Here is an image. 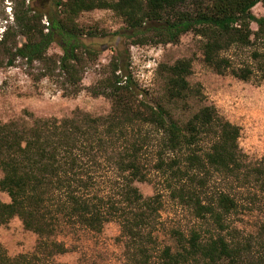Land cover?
<instances>
[{
	"label": "trees",
	"instance_id": "1",
	"mask_svg": "<svg viewBox=\"0 0 264 264\" xmlns=\"http://www.w3.org/2000/svg\"><path fill=\"white\" fill-rule=\"evenodd\" d=\"M257 3L264 0H56L47 12L13 7V22L0 36V66L20 63L32 81L47 78L63 96L77 95L97 57L82 38L99 34L77 18L109 9L134 44L175 43L193 32L214 72L264 83V16L251 11ZM52 43L60 54L48 53ZM248 48L239 63L227 54ZM107 67L87 88L110 101L107 113L74 108L62 117L27 113L0 122V190L9 198L0 200V225L16 216L36 235L30 253L9 257L0 244V264H60L54 256L68 251L60 236L100 232L109 221L119 226L122 264H264V155L249 159L238 145L239 126L204 102L199 84L188 80L191 59L161 66L163 102L137 85L123 57L113 55ZM189 100L198 105L185 120L166 106L188 109ZM150 172L169 199L212 228L170 227L169 242L160 243L161 193L145 197L134 184L149 181ZM244 211L262 214L254 234L227 225L228 214Z\"/></svg>",
	"mask_w": 264,
	"mask_h": 264
},
{
	"label": "rangeland",
	"instance_id": "2",
	"mask_svg": "<svg viewBox=\"0 0 264 264\" xmlns=\"http://www.w3.org/2000/svg\"><path fill=\"white\" fill-rule=\"evenodd\" d=\"M56 0H53V4ZM29 7V0L23 5L20 0H2L0 3V30L13 22V7L20 9ZM255 16H264V5L255 4L252 9ZM45 17L42 23L46 24ZM85 28H97L99 34L106 36L115 33L124 36L122 43L126 53L124 62L140 88L148 92L155 101L163 102L162 67L179 58H190L192 72L188 76L190 83L199 84L205 103L213 104L218 113L239 126L238 145L249 159L264 155V83L255 77L241 80L233 75L218 74L209 68L202 59V38L193 32L180 35L175 43L165 44H134L127 37L128 33L122 19L109 9H92L81 12L77 18ZM255 29V24L251 23ZM97 57L90 60L83 73L81 84L83 89L75 96H63L56 84L47 78L34 82L26 74V68L20 63L12 66H0V122L24 117L32 113L37 117H62L69 115L74 108L91 115H103L108 112L110 101L102 96H91L88 86L104 76L111 57L118 52L114 45L103 50H96ZM250 48L243 51H228L234 63L247 59ZM49 54H60L56 43L48 49ZM119 56V55H118ZM198 102L189 100V108L182 109L180 104L169 105L173 116L185 120ZM151 134V133H150ZM153 136L151 135V139ZM2 171L0 170V178ZM149 181H136L134 184L143 196L155 192L161 193L162 207L160 210L161 226L157 234L160 243L169 242L165 232L170 227L188 230L193 226L200 229H211L205 222L195 218L190 210L169 199L167 191L162 188L160 178L149 173ZM0 200L8 202L7 194L0 190ZM262 220V214L255 211H244L226 217L242 233L254 234ZM68 251L54 256V262L60 264H122L123 245L119 237V226L115 221L106 222L100 232L77 230L66 232L60 236ZM36 235L23 227L18 217L11 218L0 225V244L9 257L20 253H30L35 245Z\"/></svg>",
	"mask_w": 264,
	"mask_h": 264
},
{
	"label": "water",
	"instance_id": "3",
	"mask_svg": "<svg viewBox=\"0 0 264 264\" xmlns=\"http://www.w3.org/2000/svg\"><path fill=\"white\" fill-rule=\"evenodd\" d=\"M53 0H29V7L36 8L40 11H48L53 7ZM124 36L115 33L106 36H94L82 38V41L95 50H103L108 45H114L118 55L126 59V53L122 43Z\"/></svg>",
	"mask_w": 264,
	"mask_h": 264
},
{
	"label": "built area",
	"instance_id": "4",
	"mask_svg": "<svg viewBox=\"0 0 264 264\" xmlns=\"http://www.w3.org/2000/svg\"><path fill=\"white\" fill-rule=\"evenodd\" d=\"M44 22H45V21H44ZM45 23H46V22H45ZM2 31H3V30L1 29V30H0V36H1Z\"/></svg>",
	"mask_w": 264,
	"mask_h": 264
}]
</instances>
